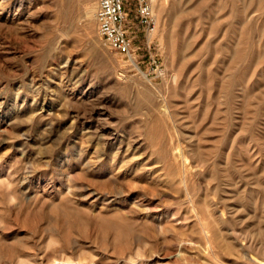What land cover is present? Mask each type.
<instances>
[{
	"label": "rangeland",
	"instance_id": "rangeland-1",
	"mask_svg": "<svg viewBox=\"0 0 264 264\" xmlns=\"http://www.w3.org/2000/svg\"><path fill=\"white\" fill-rule=\"evenodd\" d=\"M151 2L0 0V264H264V0Z\"/></svg>",
	"mask_w": 264,
	"mask_h": 264
},
{
	"label": "built area",
	"instance_id": "built-area-1",
	"mask_svg": "<svg viewBox=\"0 0 264 264\" xmlns=\"http://www.w3.org/2000/svg\"><path fill=\"white\" fill-rule=\"evenodd\" d=\"M95 4L97 32L104 45L139 67L135 43L150 52L158 30L151 0H95Z\"/></svg>",
	"mask_w": 264,
	"mask_h": 264
},
{
	"label": "bare ground",
	"instance_id": "bare-ground-1",
	"mask_svg": "<svg viewBox=\"0 0 264 264\" xmlns=\"http://www.w3.org/2000/svg\"><path fill=\"white\" fill-rule=\"evenodd\" d=\"M155 12V11H154ZM133 64H134V66H136V68H138L139 69V71H140V68L136 65V63L133 61L132 62Z\"/></svg>",
	"mask_w": 264,
	"mask_h": 264
}]
</instances>
